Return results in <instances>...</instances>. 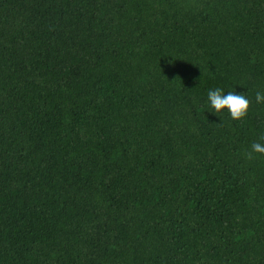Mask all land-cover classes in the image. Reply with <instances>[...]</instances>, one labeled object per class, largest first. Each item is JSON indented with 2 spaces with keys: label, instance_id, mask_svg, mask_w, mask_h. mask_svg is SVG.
Segmentation results:
<instances>
[{
  "label": "trees",
  "instance_id": "1",
  "mask_svg": "<svg viewBox=\"0 0 264 264\" xmlns=\"http://www.w3.org/2000/svg\"><path fill=\"white\" fill-rule=\"evenodd\" d=\"M191 4L0 0V264H264V85L224 92L251 101L237 121L177 62L219 64L225 25L264 59V0Z\"/></svg>",
  "mask_w": 264,
  "mask_h": 264
},
{
  "label": "rangeland",
  "instance_id": "2",
  "mask_svg": "<svg viewBox=\"0 0 264 264\" xmlns=\"http://www.w3.org/2000/svg\"><path fill=\"white\" fill-rule=\"evenodd\" d=\"M206 0H191V10L194 8V4L202 5ZM137 3L132 5L133 7L136 6ZM125 15H127V18L130 19V9L123 12ZM188 11L181 10L179 5L172 6V14L169 13L168 16L172 15L173 20L177 21L178 18H183L187 15ZM125 24V21H124ZM149 25V23H147ZM126 25V24H125ZM127 26V25H126ZM238 26H219L215 30H212L209 28L207 30V38L206 42H216L220 40L219 49H215V53L220 55V62L219 64L211 63L210 61H207L205 59H196L191 54H188L185 56H181L180 59H178V63L180 65L186 66L187 64L196 65L202 68V70L205 73H209L212 75V77L216 80V82L212 85L213 90L216 88H220L223 90V92H227L228 90L232 89L234 86L237 85L238 80L241 77L246 76L249 73H253L254 80L259 81L264 85V59L261 57H254V58H248L243 60H238L236 58H233V37L236 32V28ZM114 37L117 40H120L119 46L126 47L128 44V39L126 37V34L121 32L119 36L114 34ZM184 41V40H183ZM187 47L188 51L192 50L193 43L185 40L183 42ZM145 64H147L150 67H154L159 65L160 63H163L164 65H171L175 64V62H170L168 59H153L152 61H144ZM145 66V65H144ZM122 71V68L116 69V67L113 66L111 63L109 66L110 72L111 70ZM127 70V68H126ZM114 71V70H113ZM123 78H128L124 77Z\"/></svg>",
  "mask_w": 264,
  "mask_h": 264
},
{
  "label": "clouds",
  "instance_id": "3",
  "mask_svg": "<svg viewBox=\"0 0 264 264\" xmlns=\"http://www.w3.org/2000/svg\"><path fill=\"white\" fill-rule=\"evenodd\" d=\"M255 98L257 103H264V92L258 91ZM208 100L211 108L215 110V114L227 109L231 117L237 121H243L251 109V101L244 94L234 92L224 94L220 88L210 90L208 92ZM260 140L264 141V135H261ZM253 152L264 154V144L254 142L251 145V151L247 153L249 159L253 158Z\"/></svg>",
  "mask_w": 264,
  "mask_h": 264
}]
</instances>
